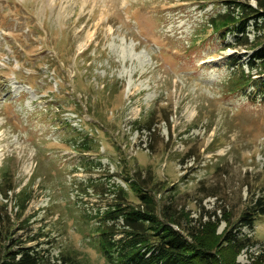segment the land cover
Returning a JSON list of instances; mask_svg holds the SVG:
<instances>
[{"label": "rangeland", "instance_id": "1", "mask_svg": "<svg viewBox=\"0 0 264 264\" xmlns=\"http://www.w3.org/2000/svg\"><path fill=\"white\" fill-rule=\"evenodd\" d=\"M225 12L222 0H0V182L15 185L13 231L14 193L32 194L17 236H37L28 246L51 264H110L93 215L113 185L140 207L125 181L139 174L159 220L209 251L198 264H264V217L240 231L255 245L224 240L264 201V101L235 88L252 47L212 31Z\"/></svg>", "mask_w": 264, "mask_h": 264}, {"label": "trees", "instance_id": "2", "mask_svg": "<svg viewBox=\"0 0 264 264\" xmlns=\"http://www.w3.org/2000/svg\"><path fill=\"white\" fill-rule=\"evenodd\" d=\"M226 12L211 18L212 31L226 40L233 34L239 46L252 47V53L246 59L249 73L245 72L244 64L239 69V83L235 88L245 92L251 84L257 87V92L264 101V34L255 36L254 43L249 38V27L252 25L259 30L264 28V0H222ZM255 3V6L251 4ZM253 43V44H252ZM252 44V45H251ZM235 65L234 61L230 65ZM239 64V63H237ZM256 71L254 78L252 71ZM146 128V127H145ZM143 130V129H142ZM148 127V131H151ZM83 148L91 150L83 143ZM87 163V162H86ZM84 163V165H86ZM100 164V163H99ZM0 182V264H51L50 254L40 248L38 238L17 236L20 230H27L28 218L21 220L27 211L32 194L23 188L14 193L16 217L18 225L11 230L12 217L9 211V192L15 190V185L7 172ZM7 176V177H6ZM130 189L136 194L140 207L135 208L128 201L127 191L120 185L112 186L111 194L115 202L107 211L95 213L93 217L99 220L97 231L98 248L110 264H198L211 260L208 250L199 248L186 238L182 231L174 229L169 223H163L156 215V201L146 188L145 179L140 174L134 180H125ZM143 183V185L141 184ZM14 211V208H12ZM258 217H264V201L254 200L240 215L233 229L225 233V242L243 249L255 245L251 238L240 236L242 227L253 229ZM169 218V216H168ZM122 229H118V226ZM65 260V261H64ZM70 264H79L70 258L64 259Z\"/></svg>", "mask_w": 264, "mask_h": 264}]
</instances>
